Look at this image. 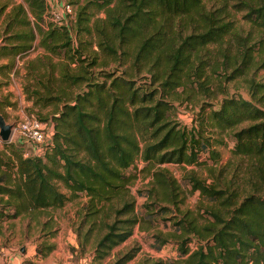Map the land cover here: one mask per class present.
Wrapping results in <instances>:
<instances>
[{"label":"trees","instance_id":"trees-1","mask_svg":"<svg viewBox=\"0 0 264 264\" xmlns=\"http://www.w3.org/2000/svg\"><path fill=\"white\" fill-rule=\"evenodd\" d=\"M217 1L206 7L203 0H85L75 12L76 41L67 25L49 19L46 0L11 5L2 26L0 54L27 52L36 28L38 45L46 52L61 48L63 56L79 63L78 70H72L67 61H53L48 53L25 61L26 79L33 80L23 89L25 98L33 105H52L47 120L36 116L50 131L37 154L24 155L23 142H1L0 221L33 209L60 207L83 192L85 216L104 211L106 204L113 214L92 249L90 264H100L139 220L128 181L140 160L150 174L146 197L172 206L158 204L156 211L176 212L165 217L173 218L171 224L177 227L168 233L180 257L172 264H264V83L244 77L249 99L221 95L217 107L201 99L208 108L199 103L188 126L174 118L173 102L188 97L186 87L197 86L213 95L206 66L224 69L232 61L226 78L242 74L240 66H264V46H257L261 57L254 60V42L247 44L249 36H241L225 19L230 4L243 10L249 25L264 34V0ZM91 5L103 16L91 19L97 12L89 9ZM91 32L92 41L80 39ZM227 35L238 48L233 55L224 49L218 60L209 53V45H221ZM92 43L103 53L100 63L94 51L84 55ZM106 60L112 65L96 73L92 66L99 63L104 68ZM218 92L224 93V88ZM228 130L233 139L230 152L242 160L235 168L243 167L236 171L242 173V187L222 176L225 165L218 166L214 146L223 143ZM164 162L204 164L210 173L208 166L217 165L209 179L192 170L182 176L189 192L211 200L203 208L207 217L202 222L189 209L179 211L182 191L176 179L158 167ZM152 236L161 244L168 240L158 233ZM50 248L37 245L36 253ZM134 252L129 247L108 264H124Z\"/></svg>","mask_w":264,"mask_h":264},{"label":"rangeland","instance_id":"rangeland-1","mask_svg":"<svg viewBox=\"0 0 264 264\" xmlns=\"http://www.w3.org/2000/svg\"><path fill=\"white\" fill-rule=\"evenodd\" d=\"M18 1L20 0H0V7L4 4L2 10L0 11V37H2V26L6 14L10 10L11 5ZM46 2L47 6L49 4H53L54 11L58 12V16L59 14L61 15L60 22H63L69 27V30L73 35V39H75L74 41H76L74 26L75 12L77 8L85 2V0H46ZM58 2L69 3L72 7V12H61V10L56 8ZM203 3L206 7H214L219 4L217 0H203ZM226 8L229 9V14L225 16V19H229L235 31L241 34V36H249L250 39L247 44H249L250 42H254L253 56L254 60H257L261 57V53H259L260 47L257 46H262L261 48H263L264 46L263 32L260 33L249 25V23L242 16V14L244 13L243 10H235L230 4H228ZM89 9L97 11L91 16V19L95 16H103V12L101 10H97L93 5H91ZM46 21L47 20L44 15V20L43 22L41 21V25L45 26ZM39 37V30L35 28V38L31 42V47L27 52L16 54L14 56L0 54V57H11V61H8L6 65L3 66L0 64V72L1 68H5V70H8L14 67L16 58L27 56L25 58L26 61L29 58H33L37 54L41 55L43 53H48L53 61H56L57 59H63L67 61L69 67L73 68L72 70H78L79 62L77 60L68 59L67 56H63L64 52L61 48H58L53 54L48 51L46 52L40 45H38ZM80 39L92 41L94 39L93 33L91 32V35L85 34ZM226 48L227 54L229 55H233L235 49L238 48V45L235 43V39L232 36H225L224 41L221 43V45L211 44L209 45L208 49L209 53H211L212 56L216 55V58L218 60H221L220 52ZM217 49L220 50L218 52L219 54H217L216 52ZM92 51L96 53L97 61L100 63L104 59L103 53H101V51L95 46L94 43H92V45L85 49L84 55L92 54ZM236 58V61L238 62L239 58ZM211 60L212 59L210 57L209 62ZM25 61L20 64L22 69L21 90L23 92L24 98V87H26L28 83H33V80L31 78L26 79ZM11 62H13L12 65H10ZM99 63L92 66L93 70H96V73L100 69H105L112 65L111 61L106 60V63L102 65V67L104 68H101ZM232 64L233 62L230 61L229 64H227L228 66L226 68L223 69L219 65V67L214 70L210 66H206V83L208 84V88L213 93V95L205 94L203 91L199 90L197 86H195V88H192V90H187L188 87H186L185 92L186 95L188 94V97L186 99L183 98L181 101H178V104H176V102H173L176 105V117L174 118L182 124L184 123L188 126L191 122V119L196 116L195 111H197L198 104L205 103L201 102V99L211 102L212 104H214V107H217V102L221 95H240L243 98L249 99V94L244 77L252 76L255 80L264 83V66H257L256 68L254 67V65L251 67L240 66V68L243 69L242 74L236 75L232 78L224 77V74H230L229 70ZM2 78L3 77L0 74V113L5 116L6 113L3 111L4 107L9 105L11 106L12 110L14 109V107L12 106L14 103L8 101L5 97L2 96ZM220 87L224 88V93L218 92ZM26 100H29L31 102L30 99ZM205 107L208 108L207 103H205ZM51 108L52 105H46L42 107L37 104L33 105L32 103H30L28 107L25 106L22 109L23 113L25 114L32 113L35 116L38 115V117L41 119L47 120L45 114L49 112ZM4 118L8 122L16 123L17 120L21 117L5 116ZM244 124L245 122L238 124L237 126H235V128H238ZM228 132H230V130H228L227 133H224L223 143L214 146L219 152L218 166L222 167L223 165H225L226 169L224 170V172H222V176L233 181L234 184L237 183L239 187H242L244 186L241 179L242 173L236 175V171L243 169V167H240L237 170L235 169L239 166L240 163H242V160L238 155H233L230 152L233 139L231 137V134H228ZM10 141L23 142L22 139L15 138V136L13 135ZM1 142L0 150L2 149ZM23 148H26L29 153L28 155H31L30 142L24 141ZM143 164L144 163L140 160L136 161L133 168L134 170L131 169V171H135L136 174L128 181V188L134 200V212H136L139 220L132 225L131 233L123 241L112 246L108 250V253L101 259L100 264L110 263L117 255L121 254L129 247L135 248V252L134 255L124 264H147L153 260H161L163 264H172V261H177L180 258L177 255L175 243L172 241V238L168 236V233L170 231L176 230L177 227L171 224L173 218H165L170 217L169 215H174V213L176 214V212H170V210L156 211V207L158 204L168 205V207L170 208L172 206L170 204L164 203L163 201L160 202L156 200L155 203L150 202V199L146 197L145 190L150 187V174L146 169H142ZM216 166L217 165L213 164L208 166L211 167L212 173H210L207 166H205L204 164H193L185 166H181L173 162H164L158 164V167L166 169L168 174L175 178L180 185L183 200L178 203L179 211L181 212L185 209H189L190 212L197 217L198 222H202L203 219L207 217V214L203 211V208L211 204V200L206 197H199L196 191L189 192L188 187L184 186L182 183V176H184V173L186 171L192 170L198 177L209 179V177H212V175L216 172V170L214 169V167ZM233 172H235V175L233 174ZM58 189H60L66 195L69 194L68 191L60 183H58ZM86 200L87 196L83 192H78L76 196L66 200L60 207L33 209L19 214L13 218L0 221V259L4 260L5 255L8 256L12 253L20 252V247H23L24 251L33 243L39 245L41 244L43 246L46 243H51V248L54 250L51 253L52 257H49V260L46 259L43 264L92 263V249L98 238L106 230L103 223L108 222L113 214L110 213L107 206L108 204H106V208L104 211H99L93 215L85 216L87 210L84 209V204ZM112 201L114 203H117V201H115L114 199ZM144 202H150L151 205L146 208L144 206ZM149 211L152 212L149 213ZM199 213L200 216H198ZM88 228L91 229L89 230ZM48 231L49 234L53 233L50 242L48 240V237L46 236ZM154 233H158L163 237H166L168 240L165 243L161 244L155 237L152 236ZM43 250H45V248ZM46 252L35 253L34 257H45Z\"/></svg>","mask_w":264,"mask_h":264},{"label":"crops","instance_id":"crops-1","mask_svg":"<svg viewBox=\"0 0 264 264\" xmlns=\"http://www.w3.org/2000/svg\"><path fill=\"white\" fill-rule=\"evenodd\" d=\"M24 57L16 58L15 65L11 69L1 68L0 74L2 75L3 84L1 86L2 90V96L5 97L8 101L13 102L12 105L14 109L11 110V106L7 105L4 107L3 111L6 113V117H22L25 113H23V107L29 106L30 101L26 100L24 98L23 92L21 90V73L22 69L20 64H22L25 61ZM8 61H11V57L9 56H2L0 57V64L6 65ZM28 109V108H27ZM4 116V117H5ZM52 234H49V231L47 232V237L49 242L51 241ZM39 244L33 243L31 246H28L24 251L23 247L22 250L19 249L20 252L18 253H12L11 255L4 256V262L6 264H43L44 261L47 259L49 260V257L51 256V253L54 251L52 248L47 250L45 257H38L35 258L34 255L36 253V246ZM44 245H50L51 243H46ZM38 255V254H37ZM48 256V257H47ZM29 261V262H28ZM51 264V263H49Z\"/></svg>","mask_w":264,"mask_h":264},{"label":"built area","instance_id":"built-area-1","mask_svg":"<svg viewBox=\"0 0 264 264\" xmlns=\"http://www.w3.org/2000/svg\"><path fill=\"white\" fill-rule=\"evenodd\" d=\"M47 8H48L47 11H48L49 19L59 23L61 21L60 19L61 15L59 14L58 16V12L54 11L53 4H49ZM56 8L61 10V12L63 11L66 13L72 12V7L67 2H58ZM49 131H50L49 126L45 122L40 121L35 115H33L32 113L24 114L21 118L17 120L16 123H14L10 140L13 135L15 136V138L22 139L23 142L24 141L30 142L31 144L30 154H35V153L37 154L40 153L42 144L45 142V139L47 138ZM28 154L29 153L27 149L24 150V155H28ZM0 264H6V263L4 262L3 259H0Z\"/></svg>","mask_w":264,"mask_h":264},{"label":"water","instance_id":"water-1","mask_svg":"<svg viewBox=\"0 0 264 264\" xmlns=\"http://www.w3.org/2000/svg\"><path fill=\"white\" fill-rule=\"evenodd\" d=\"M13 126H14V123L6 121L2 113H0V140L1 141H10ZM20 250H22V248H20Z\"/></svg>","mask_w":264,"mask_h":264}]
</instances>
